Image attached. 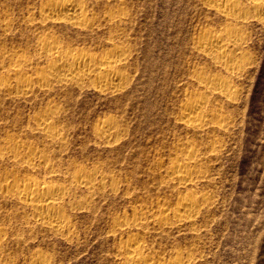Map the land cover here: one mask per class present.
<instances>
[{"label": "rangeland", "instance_id": "obj_1", "mask_svg": "<svg viewBox=\"0 0 264 264\" xmlns=\"http://www.w3.org/2000/svg\"><path fill=\"white\" fill-rule=\"evenodd\" d=\"M52 1L63 0H0V15L8 14L14 23L1 45L26 52L40 67L46 62L32 45L48 30L56 33L61 45L96 54L108 52L111 33L118 31L119 42L130 49L128 82L115 94L99 93L85 83L54 84L48 92L38 90L22 99L0 96V136L21 134L39 147L45 140L31 129L34 118L48 105L57 108L56 124L64 139L62 146L48 150L54 177L51 170L38 166L30 167L29 173L19 168L21 172L60 184H67L78 168L95 169L99 180L107 176L103 189L81 188L68 194L65 216L72 228L63 236L39 227L30 234L27 219L20 215L25 209L12 198L0 197V226L10 229L3 255L19 264H29L37 250L50 264H122L118 247L128 236L113 232L116 222L135 211L154 219L162 206L172 210L182 195H193L207 199L197 208L193 223L169 219L160 227L149 218L144 240L151 256L166 261L178 252L194 256L190 264H264V25L251 18L249 29L243 28L249 49L244 53L246 65L241 75L233 76L196 54L194 43L201 30L221 31L225 26L202 0H81L98 24L109 10L127 14L122 24L83 31L49 22L35 25L42 7ZM29 19L34 23L27 24ZM196 69L229 82L231 100L208 95L195 83ZM193 96L207 97V125L200 131L180 120ZM107 120L117 123V139L96 135L95 129ZM192 145L199 147L202 164L184 186L172 180L169 167ZM5 163L2 172L16 169Z\"/></svg>", "mask_w": 264, "mask_h": 264}, {"label": "bare ground", "instance_id": "obj_2", "mask_svg": "<svg viewBox=\"0 0 264 264\" xmlns=\"http://www.w3.org/2000/svg\"><path fill=\"white\" fill-rule=\"evenodd\" d=\"M107 1L109 0H106V2ZM121 1L123 2V0ZM202 1L205 7L214 12L217 17L219 16V18L221 17L223 19L225 26L223 25L224 28L221 31H213L210 30L211 28L201 30L196 38V42H193L196 54L211 60L216 65L215 67L227 71V74L229 72L231 73L230 75L233 76L241 75L246 65L245 60H247L246 56L244 59V55L246 54L245 51L249 50H246L247 41H245L246 38L244 39L242 30L243 28H248V26L252 24L250 21L251 18H256L264 25V0ZM87 10L85 4L81 0L52 1L48 2V4L44 5L40 10V22L34 23V19H29L26 22L30 25L34 23L37 26H44L49 22L53 27L63 25L78 31H83L94 26H116L127 20V14L122 12V9L121 11L120 9L117 11L114 9L115 11H107L102 19H99L100 21L98 24L97 20H94L96 17L92 18L93 16H90ZM6 15L8 14L4 13V15H0L1 97L7 96L10 100L22 99L32 96L38 90L48 92V89L51 90L54 84L67 87V85L76 86L90 83L93 89L99 93L109 92L113 94L121 92L125 88L126 82H128V73L125 65L127 66L126 63L130 58V49L126 44L123 43V45L122 41L121 43L119 42V39L122 38L120 32L113 30L114 32L111 33L108 52L96 54L86 48H78L74 51V49L72 50L70 48L71 46H69V48L65 47L57 40L56 33L52 30H48V32H45L46 34L44 33L43 36L32 45L34 52L46 62L44 66L41 65L39 67L36 60L30 55L28 56L26 52L18 51L12 47L5 48L1 45V42L3 41L5 43L4 39L6 40V37L12 32L14 24H12L13 20L11 21ZM247 33L249 34V32ZM246 34L245 36L249 37ZM40 57H38V59ZM39 61L42 62L41 60ZM197 70L198 69H196V71ZM196 71L195 73H197V76L195 83L200 85L205 92H208V95H212L210 93L212 92L217 97H220V99L231 100V96L234 94L232 91L233 88L231 89V85H228L229 82L226 83L224 82L225 79L221 81L218 79L219 77L200 73L201 71L199 70ZM228 78L231 79V77ZM228 78H226V80ZM206 103L207 97L205 96H193L188 99L181 112V122L193 128L195 131L203 130L205 125H207L205 123V117L207 118L209 115L204 111V109H206ZM56 118L57 108L54 105H48L39 114H36L34 118L35 123L31 129L34 130L35 133L40 134L42 138L44 137L45 144L44 146L41 145V148L36 146L33 141H26L21 137V134H6L0 136V197L1 199L12 198L16 201L15 203H18L25 209L20 215L27 219L28 224L26 228L30 234L35 232L34 230L37 227H39V230L42 229L55 235L62 234L63 236L65 233L70 234L72 223L65 216V202H67L65 199L68 194L81 188L88 189V191L94 190L97 187L103 189L105 187V180L107 179V176L104 177V175L102 179L99 180L97 176L100 175H97V172L94 171L95 169H92L93 171H87L88 169L84 170L79 168L77 170L75 169L76 171L74 174L72 173L71 178L69 177L68 183H64L65 185L52 179L54 176L52 177L50 173L56 171H52L54 165L48 154V150L49 147H54L57 144L61 145V143L63 144L64 139L61 129H59L56 124ZM117 130V123L112 120H107L98 126L95 132L97 136L109 140L112 137L117 139L116 137L119 135ZM179 153L180 155L178 157L180 158V162L173 163L169 167L171 171L169 172L172 175V180L185 186L194 179L192 170L195 169L196 171V169L198 170V168L201 167V160H198L199 147L192 145L182 149ZM177 154L178 153H176V157ZM5 162L12 164L13 167L16 165L17 170L2 172L1 165ZM36 166L43 167L46 171L52 169L49 172L52 178L39 181L34 176L36 175L35 173H33L34 175L31 174V172L28 174L32 168L35 167L36 169ZM19 168L28 169V173L24 170L21 172ZM108 176L110 175L108 174ZM178 199L174 209L170 210L162 206L160 213L158 215L155 213L156 215L153 216L154 219L148 216L146 212L144 213V211H135L129 218L116 222L117 224L113 232L118 231V233L121 232L122 235L128 236L127 239L122 240L118 247L122 264H190L193 262L192 258L194 256L192 257L189 253L185 255L182 253L179 254L178 252L176 256L170 260L162 261L156 259L148 253V245L146 246L144 240L147 234L145 230L147 229V225H149V218L154 220L151 224L160 227L169 224V219L176 220L178 224L184 223L185 221L186 223L187 221L191 223L195 216L198 215L199 209L197 210V208L207 200L204 198L198 199L193 195H182V197ZM149 212L150 211H147L148 214ZM6 228H0V264H19L17 261H11L8 259L9 257L6 258L3 255V244L6 240L7 232L10 230L7 231ZM134 232L135 234L133 235ZM131 233L132 236H130ZM29 259V264L49 263L45 255L38 250L35 251Z\"/></svg>", "mask_w": 264, "mask_h": 264}]
</instances>
